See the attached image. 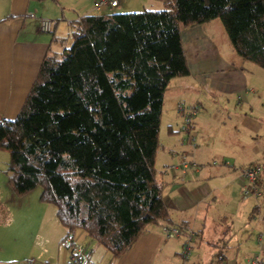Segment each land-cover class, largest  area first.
Returning <instances> with one entry per match:
<instances>
[{"label": "trees", "instance_id": "1", "mask_svg": "<svg viewBox=\"0 0 264 264\" xmlns=\"http://www.w3.org/2000/svg\"><path fill=\"white\" fill-rule=\"evenodd\" d=\"M155 1L163 11L103 12L65 38L53 31L19 116L0 121L15 195L41 189L61 246L82 232L114 261L170 223L156 163L165 95L190 76L182 30L220 21L235 55L264 71V0Z\"/></svg>", "mask_w": 264, "mask_h": 264}, {"label": "crops", "instance_id": "2", "mask_svg": "<svg viewBox=\"0 0 264 264\" xmlns=\"http://www.w3.org/2000/svg\"><path fill=\"white\" fill-rule=\"evenodd\" d=\"M119 1L115 10H135L134 3L127 4L130 0ZM154 1L144 3L149 6ZM95 3L0 0V66H4L0 68V114H19L51 46V33L67 37L70 23L95 14ZM42 20L57 24L55 30L53 26L51 32H43ZM212 25L182 33L190 76L172 81L164 98L162 123L166 117L167 143H161L160 149L165 166L162 171L156 169L170 223L149 228L116 261L97 242L82 232L76 233L72 244L86 248L92 264H249L255 258L264 264V176L258 189L260 197L251 199L248 219L236 225L232 214L226 212L228 220H216L212 212L219 199L229 205L236 194L240 199L246 187L242 172L264 162V117L258 115L259 108L264 109V71L243 62L233 50L225 57L218 47L228 43L222 26L213 28L217 38L202 30ZM196 30L203 31L202 36L188 42L187 32ZM222 98H231L233 104L224 110L227 116H220L228 118L227 125L214 118L211 109L213 100ZM179 105L196 112L186 133L180 128L185 117ZM187 157L193 164L184 170ZM188 234L196 238L185 258ZM64 250L58 264H71L68 248ZM3 264L20 262L13 259Z\"/></svg>", "mask_w": 264, "mask_h": 264}, {"label": "rangeland", "instance_id": "3", "mask_svg": "<svg viewBox=\"0 0 264 264\" xmlns=\"http://www.w3.org/2000/svg\"><path fill=\"white\" fill-rule=\"evenodd\" d=\"M47 1L51 2V0H45V2ZM133 3L135 9L133 12L122 13L119 10H115L112 11V13L134 14L144 13L146 11H163L162 5L157 1L150 3L149 6L145 5L144 0H130L127 2L128 5ZM212 24L211 27L202 30H208L209 34L212 33L217 38L213 28L222 25L220 21H215ZM199 28L200 27H198V29ZM182 31L185 32L184 30ZM187 33L188 36L186 40L189 42L194 37L199 36V34L202 36L203 31L196 30L193 33L190 31ZM218 47L225 57L229 56V50L232 52L229 41L226 46L224 43H221ZM54 50L57 51V53L62 52V48L59 46H55ZM3 67L4 66H0V68ZM213 101L215 102V104L211 105V109L214 113L213 117L221 120L220 123L222 125H227L228 118L220 119V116L228 115L224 110L233 106L232 99L222 98V100L214 99ZM259 109L261 113L258 115L264 117V109ZM18 116L19 114H0V121H14ZM166 127V117H164L160 134V144L162 143L163 145L167 143ZM180 128L182 129L181 124ZM163 158V150L161 151L160 149L156 163V168L159 171H162L163 166H165L162 164ZM9 165V153L0 151V264H3L5 261L11 262L13 259L18 260L20 264H58L60 258L64 257V246H61L60 243L66 235V231L57 219V210L53 205L41 203V189L24 197L15 195L9 183ZM246 187H248L247 183ZM250 192L251 195L245 197L244 190L240 199L238 194H236L231 202L233 204L231 205L219 199L213 206V217L216 218V220L221 218L227 219L228 216H226V212H228L233 215L231 219H234L236 225L248 219L253 207L250 208L253 202L251 199L257 197L255 194H252V191Z\"/></svg>", "mask_w": 264, "mask_h": 264}, {"label": "built area", "instance_id": "4", "mask_svg": "<svg viewBox=\"0 0 264 264\" xmlns=\"http://www.w3.org/2000/svg\"><path fill=\"white\" fill-rule=\"evenodd\" d=\"M120 1L119 0H96L94 12L95 14H102L106 10H115L119 7ZM54 23L49 21H40L41 30L45 33H49L52 31ZM179 112H181L185 117V123L182 127V132L186 133L188 130L191 129L193 124V120L196 117V112L194 109L191 108H184L179 105L178 107ZM190 142V136H189ZM191 164H193L192 158H186L183 169H187ZM264 175V162L254 167L248 168L242 172L243 180L248 184V187H245V197H249L252 194H255L257 197H260L258 193V185L261 182L262 176ZM167 237H169V231L165 232ZM176 235L178 233L176 232ZM196 236L193 234H188L187 242L184 245V257L188 258L190 254V250L192 245L194 244ZM68 253L70 257L71 264H92L90 259V254L87 252L86 248L83 246H74L72 241L67 242ZM249 264H263L260 258H255L249 262Z\"/></svg>", "mask_w": 264, "mask_h": 264}]
</instances>
